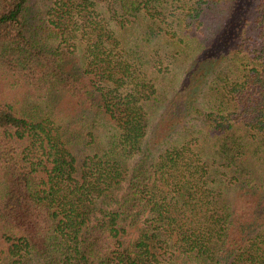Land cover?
<instances>
[{
  "label": "trees",
  "instance_id": "trees-1",
  "mask_svg": "<svg viewBox=\"0 0 264 264\" xmlns=\"http://www.w3.org/2000/svg\"><path fill=\"white\" fill-rule=\"evenodd\" d=\"M0 64L69 105L0 100V264H264V0H0Z\"/></svg>",
  "mask_w": 264,
  "mask_h": 264
},
{
  "label": "rangeland",
  "instance_id": "rangeland-1",
  "mask_svg": "<svg viewBox=\"0 0 264 264\" xmlns=\"http://www.w3.org/2000/svg\"><path fill=\"white\" fill-rule=\"evenodd\" d=\"M36 0L37 7L46 6L50 0ZM108 5L105 2H98L95 6L97 11L101 13V16H105L106 19H109V12H108ZM111 15V14H110ZM48 18V15H47ZM37 20H35V24H37ZM77 35V34H76ZM54 45H59V41L51 40ZM74 42L77 43L78 49H75L73 44ZM71 45V46H70ZM83 48V42L79 39V36L72 37L69 41L62 42V51H71L72 55L75 56V59L79 60L81 55V49ZM73 49L76 50V53H73ZM78 57V58H77ZM176 80V79H175ZM177 84V83H176ZM175 81L172 79V75L170 78L167 79L166 88L170 90L172 86H175ZM169 94V91H167ZM8 99L17 102L18 104L22 105L23 109L30 114L31 116H36L39 119H43L45 117H50L52 121L55 123H64L68 119V112H69V105L64 97V100H61V108L52 107L51 103L48 100L38 97L33 91L29 88L16 83V79L13 77L12 74L7 72L4 67L0 64V100ZM103 138V137H102Z\"/></svg>",
  "mask_w": 264,
  "mask_h": 264
}]
</instances>
